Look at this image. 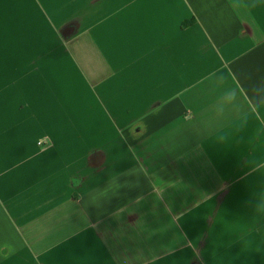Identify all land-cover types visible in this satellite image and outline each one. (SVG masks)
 <instances>
[{
  "label": "crops",
  "instance_id": "1",
  "mask_svg": "<svg viewBox=\"0 0 264 264\" xmlns=\"http://www.w3.org/2000/svg\"><path fill=\"white\" fill-rule=\"evenodd\" d=\"M0 264H264V0H0Z\"/></svg>",
  "mask_w": 264,
  "mask_h": 264
},
{
  "label": "clouds",
  "instance_id": "2",
  "mask_svg": "<svg viewBox=\"0 0 264 264\" xmlns=\"http://www.w3.org/2000/svg\"><path fill=\"white\" fill-rule=\"evenodd\" d=\"M92 203H94V204H97L95 201H91Z\"/></svg>",
  "mask_w": 264,
  "mask_h": 264
}]
</instances>
